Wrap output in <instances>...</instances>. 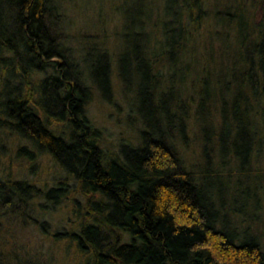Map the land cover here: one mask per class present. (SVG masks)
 Instances as JSON below:
<instances>
[{
    "label": "trees",
    "instance_id": "16d2710c",
    "mask_svg": "<svg viewBox=\"0 0 264 264\" xmlns=\"http://www.w3.org/2000/svg\"><path fill=\"white\" fill-rule=\"evenodd\" d=\"M59 2L0 0V131L64 171L46 189L7 171L0 205L68 200L72 225L55 235L84 264H264L260 232H232L221 213L245 221L246 208L204 181L230 163L254 174L264 158V0H172L162 29L143 18L117 53L87 33L73 46ZM220 16L233 29L210 25ZM113 61L124 92L138 76V139L118 152L85 113L96 91L110 99ZM188 138L200 165L183 155Z\"/></svg>",
    "mask_w": 264,
    "mask_h": 264
},
{
    "label": "rangeland",
    "instance_id": "374dc122",
    "mask_svg": "<svg viewBox=\"0 0 264 264\" xmlns=\"http://www.w3.org/2000/svg\"><path fill=\"white\" fill-rule=\"evenodd\" d=\"M217 1L223 3L234 0ZM59 4L64 12L63 25L65 29H69L73 46L78 45L79 40L75 36L77 32L87 33L88 39L103 41L114 53L119 52L124 45V29H137L139 22L147 16L151 19V25L155 23L157 29H162L161 22L169 16L171 18L176 10L172 0H60ZM210 25L216 29H233L225 23L222 16ZM146 26L144 29H153L150 24ZM111 67L113 89L110 99L96 91L86 106L85 113L100 130L102 147L118 152L123 146L136 143L138 139V76L132 75L133 84L128 92H124L114 61ZM83 68V75L90 82L88 70ZM126 73L129 74L128 71ZM101 75L98 71L97 77L102 83ZM189 81L185 77L179 82L180 93L189 91ZM167 83L164 80L160 89H164ZM147 103L146 100L141 102L142 109L148 107ZM186 141L188 146L183 149V155L187 158L194 155L192 161L198 158L200 165L199 141L190 138ZM17 145L15 139L0 131V178L10 171L11 178L25 179L44 189L55 186L63 178L64 171L49 156L40 153L34 161H29L17 155ZM258 161L259 168L254 174L245 169L239 170L242 166L238 163H230L221 175L208 173L204 181L219 189L229 187L226 194L221 193L219 196L226 195L230 201L237 200L240 210L246 208L245 221L240 214L221 212L225 217L224 221L231 223L230 231H258L264 242V158L261 157ZM69 185H72L71 181ZM217 198L215 195L214 200ZM0 210V264H84L74 246L55 235L72 225L68 223L72 214L68 200L53 204L38 197L34 206L21 202L10 210L0 205Z\"/></svg>",
    "mask_w": 264,
    "mask_h": 264
}]
</instances>
